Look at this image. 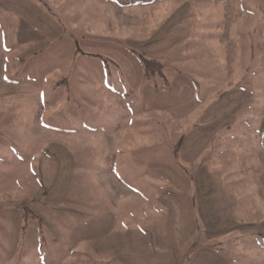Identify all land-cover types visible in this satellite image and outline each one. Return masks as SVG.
Listing matches in <instances>:
<instances>
[{
	"label": "rangeland",
	"instance_id": "rangeland-1",
	"mask_svg": "<svg viewBox=\"0 0 264 264\" xmlns=\"http://www.w3.org/2000/svg\"><path fill=\"white\" fill-rule=\"evenodd\" d=\"M114 1L0 0V264H264V0Z\"/></svg>",
	"mask_w": 264,
	"mask_h": 264
},
{
	"label": "trees",
	"instance_id": "trees-1",
	"mask_svg": "<svg viewBox=\"0 0 264 264\" xmlns=\"http://www.w3.org/2000/svg\"><path fill=\"white\" fill-rule=\"evenodd\" d=\"M100 2H102V3H105V2H107V3H112L113 2V0H99ZM115 3H121V1H114ZM123 3V2H122ZM262 145H263V148H264V136H263V141H262ZM111 173H112V175L118 180V181H121V178L115 173V171H114V169L112 168L111 169Z\"/></svg>",
	"mask_w": 264,
	"mask_h": 264
},
{
	"label": "crops",
	"instance_id": "crops-1",
	"mask_svg": "<svg viewBox=\"0 0 264 264\" xmlns=\"http://www.w3.org/2000/svg\"><path fill=\"white\" fill-rule=\"evenodd\" d=\"M117 1H120V0H117Z\"/></svg>",
	"mask_w": 264,
	"mask_h": 264
}]
</instances>
